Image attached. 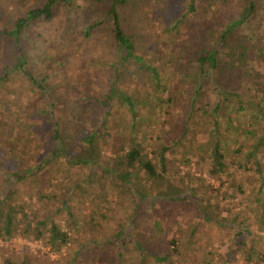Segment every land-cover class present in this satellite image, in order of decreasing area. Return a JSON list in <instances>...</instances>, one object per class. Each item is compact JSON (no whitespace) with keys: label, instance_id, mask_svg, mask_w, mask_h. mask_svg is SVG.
<instances>
[{"label":"trees","instance_id":"trees-1","mask_svg":"<svg viewBox=\"0 0 264 264\" xmlns=\"http://www.w3.org/2000/svg\"><path fill=\"white\" fill-rule=\"evenodd\" d=\"M25 1L32 3L26 8V14L17 17L13 26L0 27V41H9L13 48L10 65L0 70V139L3 130L11 134L0 143L4 149L0 154L4 165V170L0 169V173L3 172L0 179L2 242L18 236L43 240L52 252L59 253L66 248L70 253L66 264H77L79 258L85 260L91 244L114 247L120 235H112L104 242H90V245L78 243L80 240L71 237L84 223L91 225L107 220L112 198L111 191L106 188L109 182L119 192H132L137 208L145 200L152 213L172 203L192 202L199 210L203 209L207 203L196 197L202 184L198 189L195 185L186 190L179 189L165 177L170 165L166 154L176 149L186 158L187 164L195 159L199 165L207 166L211 177L223 179L235 165L238 169L244 168L245 174H255L259 183L255 202L257 206L264 203V0H211L209 4L199 6L196 0H188L185 5L182 0L180 5L176 0L157 3L159 9L175 8L176 16L169 32L174 34L182 29L190 39L189 45L183 41L186 48L177 58L180 63V101H186L175 127L176 137L171 140L162 131L145 129L152 115L158 120L169 116L178 99L175 94L164 97L167 92L165 78L163 80L157 67L136 55L135 37L128 35L123 27L119 8L136 5L140 0H91L95 5L90 8L91 12L99 13L98 18L104 16L87 24L83 39L87 40L97 35L99 29L109 26L110 46L116 60L102 63L113 74L110 73L100 95L81 96L69 106L65 104V94L58 93L59 89H51L49 75L33 71L21 39L34 23L51 21L59 6L73 0ZM9 2L12 4L14 0ZM224 3L228 8L226 13L221 12ZM215 6L219 10L216 13L212 12ZM3 12L0 3V15ZM208 12L213 17L199 20L201 26L195 33L196 19ZM186 40L188 42V38ZM129 63L134 64L136 75H150L147 84L153 94L143 90L147 86L144 79L137 88L141 93L119 88L116 73L120 69L125 71ZM15 80H20L26 88L28 93L24 97L14 92ZM188 84H193V90L184 100L182 91ZM67 90L64 89L66 95ZM33 93L45 97L46 108L42 114H34L33 109H28L30 101L35 100ZM57 108L59 113H56ZM200 121L204 126L199 128ZM43 122L46 124L40 127ZM45 126L49 136L43 144L45 151L38 159L39 153L34 152L32 143L41 139ZM198 132L205 135L204 142L195 143ZM23 133L27 141H23ZM152 145L156 149V163L148 153ZM111 148L114 156L103 161L104 152ZM250 163L252 167H249ZM25 186L30 189V194H21ZM153 189L161 192L152 195ZM83 196L91 202L82 212L77 205L83 203ZM215 218L210 216L208 220L223 225L221 221L224 220ZM58 219L70 226L61 230ZM154 220L158 228L160 222ZM248 220L235 217L231 220L233 223L227 224L233 226L239 221L242 228H237L239 231L235 236L246 233V239L241 240L246 250L243 253L245 264H264V246L255 247L258 236L253 238L255 230L251 224L250 227L247 225ZM136 221L134 215L128 219V223ZM198 227L192 228L190 239L195 237ZM76 243L79 244L77 247ZM171 243L174 248L156 261L164 262L174 254L179 255L177 241ZM118 246L123 250L127 243L120 242ZM136 247L142 256L152 258L141 244ZM115 256L110 257V264H125L121 258L123 254ZM4 262L14 264L8 258ZM20 264L28 262L21 261Z\"/></svg>","mask_w":264,"mask_h":264},{"label":"rangeland","instance_id":"rangeland-1","mask_svg":"<svg viewBox=\"0 0 264 264\" xmlns=\"http://www.w3.org/2000/svg\"><path fill=\"white\" fill-rule=\"evenodd\" d=\"M209 1L211 0H196L198 6L209 4ZM158 2L161 0H140L136 5L119 8V10L126 33L135 37L136 55L143 56L149 65L157 67L163 80L165 78L167 83L164 85L167 92L164 93V97H172L175 94L178 99L170 112V115L173 116L165 115L158 120L153 117L151 112H148L152 115V118L148 115L151 122L146 124V127L144 125L147 130L162 131L163 135L171 140L176 137L177 129L175 127L185 106L183 102L193 90V84L186 85L182 91L185 101H180V63L177 58L180 52L184 53L186 46L183 43L189 45L190 39L188 35L186 37L182 29L174 34L169 32V26L173 23L172 19L176 16L175 8L159 9ZM176 2L180 5V0H176ZM182 2L185 5L188 0H182ZM0 3L4 8V12L0 15V27L4 28L13 26L17 17H23L26 14V8L32 5L31 2L25 0H14L12 4L9 0H0ZM93 5L91 0H73L68 4H63L56 9V16L51 21H37L31 30L25 31L21 39L24 41L23 46L29 55V61L33 64V71L39 75H49L51 89L55 91L59 89L58 93L65 94V104L68 106L81 96L100 95L107 85L110 73H112L102 63H112L116 60L115 53H112L110 46L112 38L109 35V26L99 29L97 35L87 40L83 39L87 24L104 16L102 14L98 18L99 13L93 14L90 10ZM223 5L225 6L222 7L221 12L226 13L227 5L226 3ZM216 6L212 8L214 13L219 11ZM211 17L213 14L209 13L197 18L194 32L197 33L198 28L200 29L199 20L203 18L211 20ZM194 18H196L195 15ZM12 50L9 41H0V70L10 65L13 57ZM116 76H119L118 85L121 90L140 92L137 88L141 86L144 79L147 86L143 90L153 94L150 85L147 84V78L150 83V75L149 77L147 74L146 76L136 75L133 63L127 64L125 71L120 69ZM15 81L14 92L21 94L22 97L27 95L28 92L26 93V88L23 87L21 81ZM208 86L205 91L206 96L209 92ZM64 89H68V97H66ZM33 95L35 100L30 101L28 109H33L34 114H42L46 108L45 97L36 95V93ZM116 102L119 101L116 100ZM59 111L57 108L56 113ZM45 124L44 122L40 123V127ZM203 126L204 123L200 121L198 127ZM3 131L4 135L0 139V143L11 135L7 131ZM47 131V126L43 127L40 134L41 139L33 140L35 142L32 143L34 152L39 153L38 159L45 151L43 144L49 136ZM23 137H25L23 141H27V136L24 133ZM204 137L202 132H198L194 138L195 143L196 141L204 142L202 140L205 139ZM3 150V147L0 146V154L3 153ZM108 150L103 154V161L114 156L113 149ZM148 153L156 163L154 145L150 146ZM180 154L178 149L166 154L170 165L165 177L169 178L171 183L179 189L186 190L191 185H195L198 189V185L202 184L196 192V197L207 203L203 209L199 210L192 202L182 205L172 203L165 204L163 210L158 209V212L152 213L145 200L137 208L132 192L127 190L119 192L109 182L106 184V188L111 191L112 198L108 206L107 220L91 225L84 223L80 231L77 234L73 233L71 237L80 240L78 243L84 245H90V242H104L112 235H120L119 240L111 248H102L101 245L91 244L92 247L86 253L85 260L79 258L77 264H110V257H116L115 255L118 253L123 254L121 258L125 260V264H245L246 255L243 253L246 250L243 249L241 240L246 239V233L235 236L236 232L242 228L239 221L233 226L227 224L233 223L231 220L235 217L249 219L247 225L250 227L251 224V228L255 230L252 233L253 238L258 236L257 240L255 239L257 244L255 247L260 244L264 246V229L260 230L264 228L262 227L264 225V203L257 206L255 202L256 189L259 187L256 175L245 174L244 168L238 169L235 165L229 170L227 177L218 179L208 175L207 166L199 165L195 159L187 164L186 158ZM232 161L235 162L234 159ZM1 162L2 160H0V169L4 170V165ZM252 166L250 163L249 167ZM0 176L2 179L3 172L0 173ZM23 189L21 194L31 193L27 186ZM159 192L161 191L153 189L152 195L155 193L157 195ZM262 197L264 198V191ZM90 202V198L83 196V203L77 205L79 211H86ZM133 215L137 218L136 223H128V219ZM210 216L218 221L224 220L221 221L223 225L220 226L209 221ZM225 217L231 222L226 221ZM154 219L160 222L158 228L154 225L156 223ZM99 220L101 222L100 218ZM57 222L63 231L70 226V223H60L59 219ZM195 225L199 227L195 237L190 239L189 234ZM174 240L178 243L179 252L177 254L179 255L174 254L171 259L164 262L156 261L157 258H163L169 249L174 248V244L171 243ZM120 242L127 243L123 250H120L118 246ZM136 244H141L146 248L152 258L142 256L137 250ZM75 245L77 247L79 244ZM180 252L182 253L181 257ZM88 257H90L89 261H86ZM7 258L14 264H20L21 261L28 262V264H66L70 253L66 248L59 253L52 252L48 246L44 245L43 240L18 236L6 242L0 240V264H4V260Z\"/></svg>","mask_w":264,"mask_h":264}]
</instances>
